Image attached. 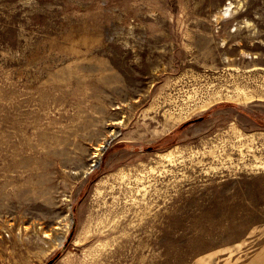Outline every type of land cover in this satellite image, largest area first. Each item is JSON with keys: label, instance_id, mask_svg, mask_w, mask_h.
Listing matches in <instances>:
<instances>
[{"label": "rangeland", "instance_id": "1", "mask_svg": "<svg viewBox=\"0 0 264 264\" xmlns=\"http://www.w3.org/2000/svg\"><path fill=\"white\" fill-rule=\"evenodd\" d=\"M52 259L264 264V0H0V264Z\"/></svg>", "mask_w": 264, "mask_h": 264}, {"label": "bare ground", "instance_id": "2", "mask_svg": "<svg viewBox=\"0 0 264 264\" xmlns=\"http://www.w3.org/2000/svg\"><path fill=\"white\" fill-rule=\"evenodd\" d=\"M230 9V7H227L226 8V10H229ZM247 97H249V96H247ZM246 97V98H247ZM219 98V97H218ZM215 100V99H214ZM213 100V101H214ZM212 104V100H209V101H207V102H205L204 104H202L201 106H202V108H208L210 105ZM200 109V108H199ZM181 119V118H180ZM172 124V123H171ZM171 150V149H170ZM166 154H170L169 152L167 153V151H166ZM167 156V155H166Z\"/></svg>", "mask_w": 264, "mask_h": 264}, {"label": "water", "instance_id": "3", "mask_svg": "<svg viewBox=\"0 0 264 264\" xmlns=\"http://www.w3.org/2000/svg\"><path fill=\"white\" fill-rule=\"evenodd\" d=\"M71 236H72V232H71V235L69 236L68 240H70ZM53 261H54V259L50 260L47 264H51Z\"/></svg>", "mask_w": 264, "mask_h": 264}]
</instances>
